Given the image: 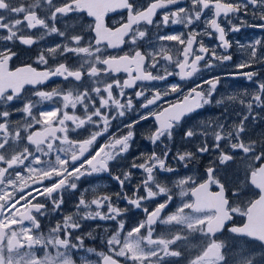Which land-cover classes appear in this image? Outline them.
I'll list each match as a JSON object with an SVG mask.
<instances>
[{"label":"snow or ice","instance_id":"6c2138e0","mask_svg":"<svg viewBox=\"0 0 264 264\" xmlns=\"http://www.w3.org/2000/svg\"><path fill=\"white\" fill-rule=\"evenodd\" d=\"M183 2L149 0L146 5H137L135 0H60L59 3L57 0H31L27 4H13L12 0H0V30L7 33L0 35V41L18 40L23 45L31 46L53 34L62 38L61 43L39 52L37 62L45 66L43 71H37L31 65L15 71L7 70L8 61L16 53L7 47L0 49V264H76L72 251L83 247V237L74 236V232L81 228L83 222L96 219L117 221L116 230L106 239L109 252L97 253L100 259L96 264H118L119 257L130 260L132 264H165L169 257L182 256V252L176 249L178 242L188 240V236L182 232L189 235L199 233L206 241V245L199 246L197 254L189 259L188 264H229L223 251L225 243L215 237L238 214L245 217L246 222L242 226L233 225L228 231L258 241L264 248V140L244 139L249 118L253 121L261 119L258 113H253L257 107L264 108V80L257 83L256 91L247 102L245 99L239 100L245 111L239 114L238 124L234 123L226 129L225 124L217 122L211 133L206 130L197 132L194 127L185 131L187 139L196 135L205 139L195 153L178 152L174 159L188 162L195 159L196 155L209 151L218 154L206 168V181L191 189L192 195L196 197L193 203H183L174 213L164 215L173 199L172 190L159 182L155 173L175 171L167 165L171 149L165 145V151L161 154L153 152L150 156L141 157L144 162L132 163L131 168L142 170L144 176L131 196L123 192L125 185L132 179L131 168L112 176L122 190L115 194V199L126 200L129 207L142 210L145 216L126 233L124 221L118 218L129 208H119L113 203L111 195H97L89 200L84 193L75 206L74 214L64 215L61 221L49 228L47 234L40 231L38 216L48 211L46 204L40 200H50L52 210L57 211L63 204V190H77V181L82 177L105 172L111 175L110 162L117 161L129 151L133 129L141 121L152 118L156 122L155 130L148 137L153 144L163 143L162 137L171 140L176 126L212 103L213 93L221 80L235 78V75H243L249 81L258 77L259 74L255 72L239 71L235 75L229 73L217 76L204 81L208 85L206 91L203 85L196 84L176 103H167L166 97L183 91L178 83L154 89L150 98L146 95L147 89L141 88L134 92L137 101H144L137 110L138 118L124 126L126 134L109 135L112 122L124 118L134 109L133 97H128L125 89L133 88L138 81L167 82L173 75L179 76L181 81L189 80L202 70L213 69L217 62L232 60V56L226 54L232 47L226 38L229 32H239L241 27H258L264 31V0H191L189 8L176 7L170 10L172 6ZM250 8L253 11L249 12ZM37 9L44 10L47 15L41 18ZM117 9L126 10L127 17L121 19L119 26H105L104 16ZM164 9L169 10L164 11L158 23L155 22L153 18L159 10ZM208 10L211 11V17L202 20ZM84 13L92 17L94 23L87 26L86 32L76 33V25L67 20L70 16ZM240 13L256 17V21L249 23L243 20ZM221 19L227 30L222 26ZM60 20L65 21L64 30L56 26ZM233 20H239L240 23L234 24ZM198 22L205 25L199 31L192 28ZM154 23L157 27L169 23L182 24L191 30L179 35H157L156 41L160 46L156 48L149 42L152 51H142L140 42L147 39L148 33L141 30V25ZM37 28L43 31L35 39L23 34L25 30L31 32ZM202 36H215L218 47L224 49L225 54L217 55V49L206 46L200 39ZM164 42H176L180 46L176 49L178 55L175 58L170 54L172 48ZM125 44L131 45L132 51L121 56H105L101 47L104 45L115 49ZM236 45L250 51V60L235 66L241 70L256 62L257 47L264 49V38L256 39L249 45H241L236 41ZM67 56L77 57L78 63L70 65L65 59L55 67L49 66V58L55 60ZM201 63L204 64L203 69L200 68ZM169 66L174 70L170 71ZM121 71L128 77L123 82L114 78L111 82L101 80L102 76L111 77L113 73ZM52 77L75 82L87 78L89 85L82 91L75 87L35 91L33 95L37 99L28 98L22 107L15 109L22 114V119L11 121L13 112L10 109L21 97L24 85H40ZM114 89L118 90L115 94ZM244 96L248 97L249 94L245 92ZM227 99L236 101L238 96L233 94ZM46 101L58 103L51 109L34 114L37 105ZM221 103L223 98L216 101V104ZM161 105L166 106L161 108ZM153 108L157 110L153 111ZM69 109L72 110L71 114ZM78 109L82 110V115L76 114ZM200 123L204 124L203 121ZM204 127L206 129L207 125L204 124ZM89 128L93 130L89 131ZM82 132L87 133L86 138H71L79 137ZM209 134L212 136L211 144L207 140ZM106 135L109 136L107 142L99 144ZM237 152L243 154L238 167L243 170L244 179L239 182L237 189L232 190V196L236 199L229 200L228 190L217 172L220 166L235 162ZM53 154L54 159L51 158ZM45 181L50 183L46 185ZM190 183L192 177L177 181L181 196L187 194L183 189ZM249 184L259 190L258 198L242 203L239 198L243 188ZM212 185L219 190L210 191ZM161 196L165 198L164 202L156 204L152 210L143 206L145 202H154ZM105 207L106 212L101 210ZM157 225L180 227L181 232L156 234ZM87 235L92 237L93 234L89 232ZM37 249L43 251V256L36 254ZM85 252L96 253V250L88 248ZM261 255L264 256V253ZM256 260V254L250 250L242 249L233 256V264H256ZM80 264L93 262L85 255Z\"/></svg>","mask_w":264,"mask_h":264},{"label":"flooded vegetation","instance_id":"af4514ba","mask_svg":"<svg viewBox=\"0 0 264 264\" xmlns=\"http://www.w3.org/2000/svg\"><path fill=\"white\" fill-rule=\"evenodd\" d=\"M13 4L19 3H30L31 0H12ZM59 3L60 0H57ZM149 0H135L137 5H146ZM238 2V0H237ZM176 7H191V0H184L183 3L172 6L170 10H175ZM169 9L159 10L157 15L153 18L155 22H159L164 11H168ZM253 11V9H249V12ZM2 12V10H0ZM8 15L7 13H3ZM37 14L41 18H44L47 13L44 10L37 9ZM240 16L243 20H248L249 23L255 22L256 17H250L244 13H240ZM127 17L126 10L117 9L114 12H108L104 18L103 23L105 26L112 28L114 26H119V22L121 19ZM211 17V11H206V16L204 18ZM15 18V17H13ZM22 18V17H21ZM68 23H74L76 25L75 31L76 33H80L82 31H87V26L94 23L92 17H88L86 13L80 15L76 14L74 16H70L67 20ZM234 24H239V20H233ZM222 26L226 27V24L221 19ZM65 21L60 20L57 22L56 26L61 30H64ZM205 27L202 22H198L192 26L196 30H201ZM141 30H145L148 33V37L146 40L140 42V48L142 51H152V48L149 47V42H151L156 48L160 46V43H157L156 37L157 35H166V34H181L190 31V28H185L182 24H171L169 23L167 26L160 25L157 27V24L153 25H141ZM43 29L37 28L32 29L31 32L27 30L24 31V35H31L34 39L38 37ZM7 33L0 30V35H6ZM91 35H94L92 33ZM231 43L232 47L227 50L228 55L232 56V60L225 63H216V66L210 70H202L198 75L193 78L185 81H181L179 76L173 75L170 76L167 82L164 81H138L137 84L133 88L125 89V93L128 97H133V105L134 109L126 114L124 118L117 119L112 122V127L110 129L109 135L112 133L126 134L125 125H127L130 121L136 120L137 110H139L140 103H143V100L137 101L134 98V92L141 90V88L147 89L146 95L151 97V93L154 89H163L167 85L178 83L181 85L183 91L179 94H171L166 97L167 103H176L178 100L182 99V96L188 92L193 86L196 84L203 85L204 90L206 91L208 88L207 84H204V81L210 80L217 76H225L229 73L236 74L239 72H255L258 73V77H256L253 81L247 80L243 75H235V78H227L220 81V84L217 86V90L213 93L212 103L209 105H205L202 109H199L196 113L192 114L187 119L183 120L178 126L175 127L173 131L172 139L169 140L167 137H162L163 143L157 142L153 144L148 137L155 130L156 122L149 118L147 121H141L138 125L133 129L134 136L132 141L130 142L129 151L117 161L110 162V172L109 173H98L93 174L91 176L82 177L78 183V189H65L62 192L63 204L60 209L57 211L52 210V203L50 200H40L41 203H45L48 209L47 213L43 216H38L40 222V231L42 233L47 234L49 228L53 226L56 222L61 221L64 215L74 214L76 212V205L81 197V194L84 193L86 199H93L97 195H111L113 196V203L117 205L121 209L129 208V210L121 215L118 219L123 220L125 223V233L130 230L133 226H135L139 221L145 219L144 213L142 210H137L135 207H129L127 201L124 199L116 200L115 194L121 192V187L119 184L112 179V176L119 175L124 171H128L131 168L133 162L142 163L144 162L141 157L150 156L153 152L157 155L161 154L165 151V145L171 149L169 156L167 158V165L173 169L174 172H163L156 171L155 175L157 180L162 184L169 187L172 191L171 194L173 199L169 204L165 216L174 213L178 207L182 206L183 203H193L196 199L195 196L192 195L191 189L193 187L198 186L199 183H203L206 181L207 177L205 175L206 168L212 163V161L218 155L215 151H209L207 153L196 155L195 159L188 162H179L173 157L178 152L184 151H192L196 152L197 147L201 144L202 140L205 137L201 135H196L190 139L185 138V131L194 127L197 132L208 131L211 133L215 127L217 122L225 124L226 129L230 128L234 123H239L240 115L245 111L244 107L240 104V99L250 98V95L256 91L257 83L261 80H264V49L257 47L258 58L256 62L252 63L251 67L237 70L236 65L242 62H248L250 60V51L248 49H241L236 45V41H239L241 45H249L256 39L264 38V31H261L258 27H241L239 32H229L226 37ZM203 40L204 44L209 48H216L217 55L225 54V50L218 47V39L213 36L209 38L208 36L200 37ZM62 38L56 35H51L45 37L43 40H39L31 46H26L21 44L18 40L16 41H0V49L7 47L12 52L16 53V55L8 61L7 70L15 71L17 68L24 67L26 65H31L36 68L37 71L45 70V66L43 64H39L37 62V56L42 49H45L50 46H54L57 43H61ZM167 47L172 48V54L174 58L178 55L176 52L177 48H180L176 42H164ZM102 51L105 56H121L125 53H129L132 51V47L129 44L121 45L119 48H106L104 45L101 46ZM66 59L67 63L70 65H76L78 63V58L75 56H67L66 58L57 57L55 60L49 58V66L55 67L58 63L64 62ZM163 63V62H162ZM200 68H204V64H200ZM169 70L172 71L174 68L169 66ZM178 71V70H176ZM153 74H156L155 72ZM117 79L123 82V80L127 79V74L121 71L120 73H113L111 77L102 76L101 80L105 82H111L112 79ZM89 85V81L85 78L82 82H75L71 79L65 81L61 77H52L48 81H45L40 85H24L22 90L21 97L13 103L10 111L13 112L11 116V121L16 122L22 119V114L15 111V109L22 107L23 102L31 98L33 100L37 99L33 93L35 91H51L54 88H63L67 90L70 87L79 88L81 91L84 87ZM118 90L114 89V94ZM247 92L249 94L248 97L244 96V93ZM237 94L238 99L236 101H229L227 97ZM223 98V103L216 104L217 100H221ZM58 102H43L42 104L37 105V108L33 110L34 114H37L40 110L51 109L54 104ZM166 105H161V108ZM156 111V108L152 109ZM69 113H72V110H68ZM258 113L261 119L253 121L251 118L247 121V131L244 134V139L247 141L251 140H264V108L257 107L254 110L253 114ZM77 115H82V110H77ZM114 114V113H113ZM141 114H143L141 112ZM203 121L204 124L207 125L205 129L204 124L200 122ZM71 125V122H69ZM93 129L89 128V131ZM23 136V133H22ZM87 133L82 132L79 137L72 136V139H82L86 138ZM109 136L106 135L104 138L100 139L99 144H105ZM209 144L212 143V136L209 134L207 137ZM227 142H225L226 144ZM34 147V146H33ZM94 154V153H93ZM242 153L237 152L235 154V162H229V164L220 166V170L217 172V176L220 178L221 182L225 184L227 191V195L229 200L236 199L232 196V190H235L239 187V182L244 179V173L241 168L238 167L240 164ZM46 158V157H45ZM54 159V154L51 157ZM185 163L187 166H185ZM23 174V173H22ZM132 179L125 185L123 192L127 193L129 196L133 194V189H135L136 185L141 182V179L144 176L142 170L131 168ZM188 177H192V183L186 185L184 187V191L187 193L185 196H181L180 188L177 186V181L181 178L187 179ZM38 179V178H37ZM30 182V181H29ZM50 182L45 181V184H49ZM88 190L85 192V190ZM218 187L215 185L210 186V191L216 192L218 191ZM259 190L255 189L254 186L250 184L243 188L240 201L242 203H246L249 199H257ZM141 194L142 190H141ZM164 197H157L154 202H145L144 207L152 210L155 208L156 204L160 202H164ZM93 210H95V206H93ZM102 211L106 212L107 208H102ZM186 212H190L191 210H185ZM246 222V218L241 215H235L233 217V222L229 223L221 233H217L215 239L218 241H223L226 245V248L223 249L225 252L229 264H233V256L243 250H250L256 254L257 260L256 264H264V256L261 253H264V248L261 247L260 242L253 241L247 237H239L235 234H232L228 231V228L235 226H242L243 223ZM27 224V222H25ZM117 221L112 220H87L83 222L81 228L74 232V236L83 237V247L79 249H74L72 251L73 258L76 260V264H80L81 258L85 255L87 258L96 264L99 261V256L97 253L105 252L108 253L109 249L106 247V239L112 234L113 231L116 230ZM105 229L108 231L106 232ZM91 232L93 235L89 237L87 233ZM143 232V230H142ZM175 234L177 232H181L180 227H172L157 225L156 226V234L160 233H169ZM181 234L187 235L188 240L180 241L176 245V249L182 252V256L180 258L169 257L165 264H188L189 259L193 258L198 251L199 246L206 245V241L199 233H191L190 235L187 232H182ZM93 248L96 250V253H86L85 249ZM54 251V250H53ZM36 254L38 256H43V251L37 249ZM116 258V257H114ZM118 264H132L130 260H125L123 257L118 258Z\"/></svg>","mask_w":264,"mask_h":264}]
</instances>
